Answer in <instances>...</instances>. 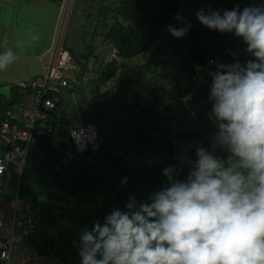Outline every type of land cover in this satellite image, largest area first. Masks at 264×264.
Listing matches in <instances>:
<instances>
[{
    "label": "trees",
    "instance_id": "trees-1",
    "mask_svg": "<svg viewBox=\"0 0 264 264\" xmlns=\"http://www.w3.org/2000/svg\"><path fill=\"white\" fill-rule=\"evenodd\" d=\"M92 1L104 3L93 18L96 21L94 32L80 38L69 35L63 44L70 52L74 66H79L81 71L76 79L81 82L91 74L90 59L99 60V40L104 42L100 45L115 50L120 59L144 57L145 61L137 66L135 78L123 79L115 89L104 92L100 86L116 76L118 61L106 63L104 70L101 68L104 73L98 79L102 80L99 85L96 80L101 73L92 74L96 89L88 92L90 95L81 103L84 111L77 116L67 114L61 102H57L56 108L47 114L48 128L52 133L38 138L34 146L43 150V157L37 156L34 162H30L31 166L20 183L14 185L15 192L8 191L6 184L0 196V202L17 198L22 207L30 205L20 211L28 215L22 222L28 234H21L22 228L15 231L21 238V247L40 257L56 259L60 264H81L79 237L84 230L92 228L94 221L103 223L116 208L126 210L130 197L147 202L154 192L167 187L169 182L163 175L166 167L176 169L175 179L187 178V162L197 158L196 152L190 149L183 156L177 142L200 139L205 150L227 160L228 150L214 144L215 125L212 128L206 122L207 119L212 122L205 117L212 106L209 100L211 84L199 85L197 76L203 72L209 78L211 70L220 63L227 65L238 60L244 64L252 57L245 51L242 39L232 33L204 27L197 20L196 13L201 9L223 12L237 5L243 9L264 4V0ZM106 2L111 4L110 8ZM177 14L184 22L190 23L191 28L187 35L176 40L167 27L184 26L176 19ZM70 20L71 16L68 27ZM72 39L77 42L70 45ZM167 40L174 43L170 59L160 60L156 54H151ZM152 71L154 78L147 80L144 76ZM187 96L192 97L191 103L201 107L193 117L183 102ZM83 113L94 116L97 121H93L100 130L112 124L114 118L111 114L122 117L118 122L120 143L103 139L99 152L75 155L70 130L77 119L80 123H88L82 120ZM100 135L102 139L101 131ZM55 140L60 141L61 149L54 148ZM163 149L167 150L172 165L152 164V156ZM135 152L139 154L134 162L131 156ZM2 250L0 247V255ZM0 264L6 263L0 259Z\"/></svg>",
    "mask_w": 264,
    "mask_h": 264
},
{
    "label": "clouds",
    "instance_id": "clouds-1",
    "mask_svg": "<svg viewBox=\"0 0 264 264\" xmlns=\"http://www.w3.org/2000/svg\"><path fill=\"white\" fill-rule=\"evenodd\" d=\"M196 18L210 30L242 39L252 57L244 64H218L210 73L214 144L226 148L228 158L197 148L185 180L166 167L167 187L147 202L130 197L126 210L114 209L80 234L81 264H264V4L201 9ZM176 19L184 26L167 30L179 39L191 24L180 14ZM111 56L118 58L116 51ZM17 59L6 47L0 72ZM20 228L28 234L15 221L5 242L14 237L15 245Z\"/></svg>",
    "mask_w": 264,
    "mask_h": 264
},
{
    "label": "rangeland",
    "instance_id": "rangeland-1",
    "mask_svg": "<svg viewBox=\"0 0 264 264\" xmlns=\"http://www.w3.org/2000/svg\"><path fill=\"white\" fill-rule=\"evenodd\" d=\"M105 4L110 8L111 4H114V1H112L111 4L108 2ZM39 5L40 4L34 0H0V44H4L5 48H11L18 56L16 62H14L6 71L0 72V112H9L11 117L16 115L19 120L21 118L19 113L20 104L17 102L13 107H8L6 101H12L14 98H16L17 91L18 96H20V94L23 93L22 90L27 87L25 84L26 81L46 77V72L50 65V51L55 39L58 38L59 44L61 43V47L65 49L63 44L66 42L69 35L74 38L77 36L80 38L82 35H87L89 32L92 34L96 26V21L93 18L101 6L104 5V3L100 1L93 2L92 0H50L49 3L46 4L47 7L42 8V11L38 9ZM84 10H86V12H84ZM62 11L65 12V17L59 31ZM70 16L71 20L68 27L67 23ZM43 18L46 19V21H48V18H53V23H46L48 27L45 29V31L42 29ZM63 27L66 30H63ZM68 28L70 34L68 32ZM34 35H38L39 39L33 41L31 37ZM44 36L47 37V41L52 37L53 40L48 41V46L51 47L43 56V58L42 56L40 58L37 51L39 49L40 53H42V55L44 54V51H41L40 48L43 41L47 43L46 37ZM4 40H6V42L3 43ZM18 42H22L21 47L17 46ZM75 42H77L76 39H72L69 44L71 45V43ZM166 42L167 43L165 45L159 44L151 52V54H156L160 60L170 59L174 51V43L170 40H167ZM100 43H104L103 40H99V48L97 49L100 53L99 60L93 59L94 57L90 59L91 63L89 65V71L91 74L86 75L84 79L79 82L76 79V75H80L81 71L78 69L79 66L75 67L76 65L74 62L73 65L75 66H70L66 71L67 76L71 80L70 88L63 90V92L57 96L56 99L58 102H61V106L69 115L72 114L77 116L78 114H81V110L84 111L83 104H81L82 101L90 95L88 93L89 91L93 92L96 89L95 80H93L91 76L94 73H101L96 80L97 84L99 85L102 80L99 81L98 79L104 73L103 70L106 67V63L113 60L118 61L119 70L114 78H112L106 84L100 86V88L102 87V92L109 89H115V87H117L118 84H120V81L123 79L135 78L137 66L143 64L145 61L144 57H137L132 60L113 58L111 56L112 51L107 49V47L100 45ZM95 47L97 48L96 45ZM55 51L58 53L59 48H57ZM36 52L37 54L35 55ZM234 56H236V54ZM101 68H103V70ZM211 72H213V69ZM165 75L166 74L161 75V78ZM144 77L147 80L152 79L154 78V72L152 71L151 73H146ZM74 79L77 81H73ZM197 82L201 83L199 85L202 86L203 83H210L211 81L204 73H202L197 78ZM22 84L24 86H22ZM191 98L192 97L187 96L183 99V102L186 105V110L189 112V115L192 116L196 115L201 110V107L191 103ZM182 112L183 111L181 109L180 113ZM209 113L210 112L206 113L205 117H209ZM111 115L114 118V121L107 128L100 130V127L97 124L99 131H101L102 134V142L104 139L105 142L116 140V142L120 143L119 134L121 131L118 129L120 125L118 122L122 120V117H118V115L114 114ZM79 120L80 119H77L75 123L79 124ZM82 120L84 122H90L93 120L97 121L94 116L88 115V113L82 114ZM206 122L209 123L212 128H214L215 124L213 121L211 122L207 119ZM195 126L198 127L199 124H195ZM203 132L205 133L204 130ZM212 136L214 137L215 134L213 133ZM177 145L180 146L183 156L186 155L190 149H193L196 152L197 148L199 147L205 148L204 143L200 139L180 141L177 142ZM54 148H62L59 140H55ZM40 151L36 152L34 147H32L30 156H28L27 159V165H30L31 161H35L36 155L40 158L43 157V150ZM152 160L155 162H152V164H155L156 166H159V164L172 165L170 156L167 155L166 149H163L160 153L152 156ZM64 161L67 162L66 160ZM6 213L9 214L8 209H6ZM6 239L9 238L6 237ZM20 240L21 238H17L18 242H16L14 245L10 264H60L56 259L40 257L29 249H23L21 247ZM4 243V241L3 243H0V246H2Z\"/></svg>",
    "mask_w": 264,
    "mask_h": 264
},
{
    "label": "built area",
    "instance_id": "built-area-1",
    "mask_svg": "<svg viewBox=\"0 0 264 264\" xmlns=\"http://www.w3.org/2000/svg\"><path fill=\"white\" fill-rule=\"evenodd\" d=\"M61 16L59 31L62 21H64V11L61 12ZM57 48H59L58 53L55 51ZM50 58L46 77L25 83L27 86L25 89L36 91L35 110L32 114L26 112L24 116L30 118L29 122L24 121L19 123L17 117L15 115L11 117L9 112L5 115L7 121L3 123V133L1 132L0 134V196H2L6 184L10 187L12 181H14V185L19 183L15 180V177L19 179L20 173L16 174V172L22 168L30 146L38 138L52 133V129L48 128L49 118L47 114L56 108V102L49 96H58L63 90L70 88L71 80L67 76L66 71L70 66L74 67L73 59L70 52L61 47L58 38L53 41ZM213 71H216V68ZM209 79L211 84V75ZM22 86L24 85L22 84ZM70 139L77 156L85 154L88 151L99 152L101 150L102 139L96 123L89 122L73 126L70 130ZM19 142H24V146L20 145ZM69 157L73 158L74 155H69ZM17 202H19V199H13L11 207L16 210L17 221L23 226L22 222L27 217L20 211L26 210L29 207L20 208ZM25 233L28 232L26 231ZM15 241V238L12 237L5 244L0 255L2 262L10 264Z\"/></svg>",
    "mask_w": 264,
    "mask_h": 264
},
{
    "label": "crops",
    "instance_id": "crops-1",
    "mask_svg": "<svg viewBox=\"0 0 264 264\" xmlns=\"http://www.w3.org/2000/svg\"><path fill=\"white\" fill-rule=\"evenodd\" d=\"M34 1H37L40 4L38 9L42 11V8H46L47 7L46 4H48L50 0H34ZM47 22H52L53 23V18H48V21H46V19L43 18V27H42V29L44 31L48 27V25H46ZM62 24H63V21H62ZM63 30H66V29H64V27H63ZM44 37H46V36H44ZM49 40H53V37L48 39V41ZM14 41H16V40H14ZM46 41H47V37H46ZM48 41H47V43H45L43 41L41 46H40L41 51H44L43 55H42V53H40L39 49L37 51L39 53L38 56L40 58H41V56L43 58V56L48 52V50L51 47V46H48ZM4 42H6V40H4L3 43ZM4 50H5V45L4 44H0V52H2ZM113 51H115V50H113ZM37 52L35 53V55L37 54ZM50 60H51V58L49 56V62H50ZM31 80H33V79H31ZM28 81H26V82H28ZM22 91H23V93L20 94V96H18V91H17L16 98H14L12 101H6V104H7L8 107H13L17 102L20 104V112H19L20 113V117H21L20 120L15 115L17 117L19 123L24 122V121L25 122H29L28 120L30 118L24 117V116H25L26 112H28V114H32L34 112V110H35L36 91H33V90L29 91L27 89H24ZM54 96H56V95H50L49 97L54 102H56V106H57V102L58 101H57V99ZM211 110H212V106L210 107L208 112H211ZM6 113H7L6 111L0 112V134H1V132L3 133V123L7 121V118L5 117ZM92 123H96V122L93 121ZM80 124H82V123H79V124L75 123L74 126H76V125L78 126ZM37 142H38V139H37V141H35L30 146L28 155H27V157H26V159L24 161V164H23L22 168L19 169L16 172V174L20 173L19 179L17 177H15V180L17 182H19V183H20V180L22 179V177L25 175L26 170L31 166V164L27 165V161H28L27 159H28V156H30V151H31L32 147H34ZM19 144L24 146V142H19ZM34 149H35L36 152L40 151V148H38V147H34ZM35 157H37V155ZM8 191L15 192L14 181H12L10 183V187H8ZM11 202H12V200H10V201L9 200H4V201L0 202V243H3V241L5 242L7 240L6 237H8V238L11 237V235H12V223L17 221V219H18V217L15 215L16 210L11 207ZM17 204H18V207H20V208L22 207L20 205V202H17ZM29 206L30 205L27 204V207H29ZM6 209L9 210V214L6 213ZM25 216L28 217L27 214H25ZM5 244H6V242L4 243V246H5ZM2 246H0V247L2 248Z\"/></svg>",
    "mask_w": 264,
    "mask_h": 264
},
{
    "label": "water",
    "instance_id": "water-1",
    "mask_svg": "<svg viewBox=\"0 0 264 264\" xmlns=\"http://www.w3.org/2000/svg\"><path fill=\"white\" fill-rule=\"evenodd\" d=\"M138 154H139V153L135 152V153L132 155V160H133L134 162L137 161Z\"/></svg>",
    "mask_w": 264,
    "mask_h": 264
}]
</instances>
